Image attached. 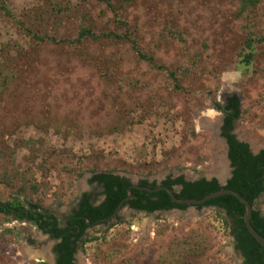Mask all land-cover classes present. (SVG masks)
I'll return each instance as SVG.
<instances>
[{
	"label": "rangeland",
	"instance_id": "obj_1",
	"mask_svg": "<svg viewBox=\"0 0 264 264\" xmlns=\"http://www.w3.org/2000/svg\"><path fill=\"white\" fill-rule=\"evenodd\" d=\"M5 2L13 16L0 12V160L14 185L0 182L1 201L16 195L23 173L38 184L28 196L39 211L60 220L79 192L101 197L91 172H82L90 167L133 182L169 174L222 179L228 163L213 102L232 96L240 103L236 136L264 149V0L243 18L239 0ZM115 19L129 23L153 64L126 40L76 41L80 24L124 33ZM27 28L55 41L37 42ZM249 31L263 40L255 39L246 64ZM20 56L33 68L10 73L7 63ZM161 67L176 71L181 90ZM53 244L29 221L0 219V264H54ZM75 256V264H244L210 207L146 213L125 205L87 229Z\"/></svg>",
	"mask_w": 264,
	"mask_h": 264
},
{
	"label": "trees",
	"instance_id": "obj_2",
	"mask_svg": "<svg viewBox=\"0 0 264 264\" xmlns=\"http://www.w3.org/2000/svg\"><path fill=\"white\" fill-rule=\"evenodd\" d=\"M5 1L6 0H0V12L4 13L6 16L12 17L13 15ZM257 3L258 0H239L238 16L242 17L243 14L250 13L254 10ZM115 22L118 27L123 28L124 33L121 34L118 30H110L97 34L91 28L80 24L76 41L81 43L82 40H88L89 38L97 40L101 37L111 38L114 41L126 40L131 44L141 60L153 64V57L139 51L135 41L130 37V35H132V29L129 27V23L119 19H115ZM25 30L27 35H30V37L37 40V42L44 43L55 41V38L51 34L40 35L31 28ZM249 33L250 34L244 41V45L249 51L244 54L242 59L246 64L251 62L254 55L253 46L255 39L258 41L263 40L261 37L254 36L253 32L249 31ZM21 58H23V56H20L18 61L7 63L6 69H9L10 73H12L14 69H20L19 73H21L23 69L33 68L26 61H22ZM161 68L172 81L173 87L176 90H181L182 86L179 83L176 71L167 69L166 67ZM3 70L0 68V73ZM8 75L9 74H6L5 77ZM50 78L51 77H47L46 81L51 80ZM5 84L6 82L2 85ZM227 101L228 104H223L219 101L213 102V108L224 115L221 136L226 139L228 157L231 161V176L226 180L225 185L221 186L216 178L206 179L202 177L195 181H187L184 180L183 176H178L176 179L167 177L164 184L173 189L176 197L179 199H200L222 187L237 191L249 201L253 208L250 218L252 227L264 236V211L261 209L262 205H264V149L254 154L249 150L248 144L237 140L235 136L230 133L234 127L235 119L239 116L240 103L236 96L229 97ZM2 166L3 163L0 160V182L10 186L14 185L11 176L2 169ZM85 171H89L93 174L90 178V182L96 181L100 184L105 199L103 203L93 206L89 203V195L81 192L76 194L74 200H80V203L78 204L75 215L80 216V218L70 220L68 222L69 226H58L61 222L53 215L39 211V205L35 202L33 203L32 199L28 196L37 193L39 189L38 184L32 181L27 173L20 175V186L13 191L16 195L10 196L6 201L0 200V219L2 221H29L41 228H47L54 237H60V240L53 247L54 253L56 254L55 264H74L73 256L78 250L83 231L88 225L86 220L88 219L90 224L93 225L100 219L109 217L115 211L120 201L127 196V189L130 186V179L127 177L112 172H97L94 167H90L88 170H82V172ZM82 172H75L74 177L79 176ZM177 184L181 185V187L174 189V186ZM140 185L150 188L156 187L155 184H148L146 181H143ZM131 190V197L123 203V206H130L148 213L161 209L184 210L188 207L184 204L174 203L164 190L157 192H148L137 188H132ZM25 199H29L28 207L24 204ZM62 203L63 201H58L56 204L59 205ZM204 207H213L215 215L229 228L230 234L234 237V248L243 257L244 264H264V248L248 233L243 221L245 207L235 196L223 194L203 204L196 205L197 209H202ZM204 219L205 218L197 220V223H202ZM197 231L198 227L190 229L189 237L192 238L193 235L197 234ZM5 233H11V231L5 229L2 231V235ZM199 235L202 237L204 234L200 233ZM181 244H186V241L183 240ZM176 245L180 250L183 248L180 244ZM176 254L175 251L172 252L171 250V255Z\"/></svg>",
	"mask_w": 264,
	"mask_h": 264
},
{
	"label": "water",
	"instance_id": "obj_3",
	"mask_svg": "<svg viewBox=\"0 0 264 264\" xmlns=\"http://www.w3.org/2000/svg\"><path fill=\"white\" fill-rule=\"evenodd\" d=\"M227 148V146H226ZM251 150L253 153H257L259 151V149H253L251 147ZM227 176H230V174H227L224 178L222 179H218L217 180L219 181L220 185L221 186H224L225 185V178ZM206 179H210L209 177H205ZM132 188H138V189H142V190H145V191H148V192H154V191H157V190H164L168 193L170 199L176 203V204H184V205H187L188 207H196V205H200V204H203L205 202H207L208 200L210 199H213L215 197H218L220 195H223V194H231L233 196H235L245 207V210H244V214H243V221H244V224H245V227L248 231V233L261 245V247L264 248V236H262L260 233H258L251 225L250 223V218H251V215H252V206L251 204L249 203V201L247 199H245L243 196H241L237 191L235 190H232V189H228V188H225V187H222L216 191H213L209 194H207L206 196L200 198V199H194V198H187V199H179L176 197L175 195V191L167 186H158L154 189L150 188V187H143V186H139L135 183L131 184L128 189H127V196L120 201V203L118 204V206L116 207L115 211L109 216V217H106V218H102L100 219L99 221L97 222H109V221H112L116 215L118 214L119 210L123 207V203L129 199L131 197V194H132ZM176 211H179V210H176ZM171 212V211H170ZM87 223H90L89 220L87 219L86 220ZM96 222V223H97Z\"/></svg>",
	"mask_w": 264,
	"mask_h": 264
},
{
	"label": "flooded vegetation",
	"instance_id": "obj_4",
	"mask_svg": "<svg viewBox=\"0 0 264 264\" xmlns=\"http://www.w3.org/2000/svg\"><path fill=\"white\" fill-rule=\"evenodd\" d=\"M225 104H228V101H226L225 102ZM233 109H234V107H233ZM223 117H224V115H223V113H222V121H221V125H220V127H219V135H220V137L221 138H223V140H224V143H225V147L227 146V148H226V158H227V163H228V172H227V174H230V176H231V161H230V159H229V157H228V145H227V142H226V139L224 138V137H222L221 136V128H222V125H223ZM235 121H236V119H235ZM235 121H234V127L232 128V130L230 131V133L231 134H233L234 136H235V138L237 139V140H239V141H242V142H245V141H243V140H241V139H239L237 136H236V134H235V131H234V128H235ZM246 143V142H245ZM246 144H248V143H246ZM248 147H249V150L252 152V150H251V147H250V145L248 144ZM261 150V149H260ZM259 150V151H260ZM258 151V152H259ZM257 152V153H258ZM253 153V152H252ZM254 154H256V153H254ZM93 176V174L91 173V176H90V178ZM178 176H182V175H174V174H169V175H167L164 179H162V180H148V179H144V178H142V179H140V180H138L137 182H133V181H131L130 180V185L131 184H133V183H135V184H137V185H139V186H142V185H140L143 181H146L148 184H155V186L156 187H158V186H166L164 183H165V180H166V178L167 177H170L171 179H176ZM230 176H227L226 178H225V182H226V180L230 177ZM183 178H184V180H187V181H195V180H198V179H195V180H190V179H186L184 176H183ZM214 178V177H213ZM217 179V178H216ZM94 183H96V184H98L96 181H94ZM99 186H100V184H98ZM101 187V186H100ZM143 187H147V186H143ZM156 187H154V188H156ZM181 187V185H176V186H174V189H177V188H180ZM154 188H152V189H154ZM138 189V188H137ZM140 190H142V189H140ZM157 191H160V190H157ZM157 191H154V192H157ZM86 194V193H85ZM88 195V194H87ZM104 199H105V195L104 194H102V187H101V197H99V198H94V197H92V196H90V198H89V203L91 204V205H93V206H97V205H99V204H101V203H103V201H104ZM80 203V200H76V205H75V207L73 208V210H72V212L68 215V216H66L63 220H60L57 216H56V214H50V213H48V214H50V215H53L59 222H61V224H59L58 226H61V227H64V226H69V224H68V222L70 221V220H72V219H79L80 218V216H76L75 215V212H76V210L78 209V204ZM129 208H131L132 210H135V211H142V210H138V209H136V208H132V207H130V206H128ZM188 208V207H187ZM186 208V209H187ZM210 208H212V209H214L213 207H210ZM174 210H180V211H183V210H181V209H169V210H165V209H161V210H157V211H153V212H151V213H163V212H170V211H174ZM185 210V209H184ZM143 212H146V211H143ZM146 213H148V212H146ZM118 217V214L116 215V217L115 218H117ZM108 222V221H107ZM107 222H97V223H95V224H98V223H107ZM88 225H87V227L84 229V231H83V234H82V237L86 234V231H87V229L89 228V227H91V226H93V225H95V224H93V225H91L90 223H87ZM39 229H41L43 232H45L46 234H48L49 235V238L50 239H52V240H54V244H53V247H54V245L60 240V237H54L53 235H52V233L51 232H49L48 231V229L47 228H44V227H39V226H37ZM231 235V234H230ZM232 236V235H231ZM232 238H233V242H234V237L232 236ZM53 247H52V250H53ZM53 253H54V250H53ZM77 253V252H76ZM76 253L74 254V256H73V261H74V264H75V255H76ZM54 256H55V258H54V264L56 263V254L54 253Z\"/></svg>",
	"mask_w": 264,
	"mask_h": 264
},
{
	"label": "bare ground",
	"instance_id": "obj_5",
	"mask_svg": "<svg viewBox=\"0 0 264 264\" xmlns=\"http://www.w3.org/2000/svg\"><path fill=\"white\" fill-rule=\"evenodd\" d=\"M249 138V137H248ZM254 138V137H253ZM258 138V137H257ZM250 142V141H249Z\"/></svg>",
	"mask_w": 264,
	"mask_h": 264
}]
</instances>
